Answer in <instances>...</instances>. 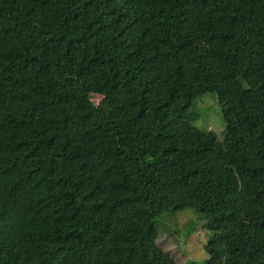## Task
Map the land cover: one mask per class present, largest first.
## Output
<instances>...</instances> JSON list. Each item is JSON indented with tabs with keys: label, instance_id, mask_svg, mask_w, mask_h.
<instances>
[{
	"label": "trees",
	"instance_id": "trees-1",
	"mask_svg": "<svg viewBox=\"0 0 264 264\" xmlns=\"http://www.w3.org/2000/svg\"><path fill=\"white\" fill-rule=\"evenodd\" d=\"M181 210L264 264V0H0V264H176Z\"/></svg>",
	"mask_w": 264,
	"mask_h": 264
},
{
	"label": "rangeland",
	"instance_id": "rangeland-1",
	"mask_svg": "<svg viewBox=\"0 0 264 264\" xmlns=\"http://www.w3.org/2000/svg\"><path fill=\"white\" fill-rule=\"evenodd\" d=\"M100 99L96 95L94 102L98 103ZM190 124L202 132L211 131L220 141L224 139L225 125L215 94L206 93L197 97L191 109ZM160 220L157 228L161 235V247L172 255L176 264H205L208 256L204 245L210 241L211 235L202 228L200 215L181 210L175 216L165 215L162 223Z\"/></svg>",
	"mask_w": 264,
	"mask_h": 264
}]
</instances>
